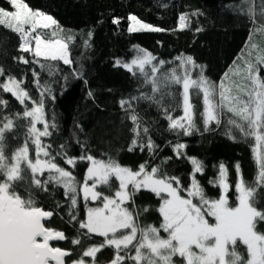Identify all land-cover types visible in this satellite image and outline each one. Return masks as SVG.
Listing matches in <instances>:
<instances>
[{
	"label": "snow or ice",
	"instance_id": "snow-or-ice-1",
	"mask_svg": "<svg viewBox=\"0 0 264 264\" xmlns=\"http://www.w3.org/2000/svg\"><path fill=\"white\" fill-rule=\"evenodd\" d=\"M6 3L10 9L0 6V27L18 35L17 51L30 54L33 57L31 63L39 64L41 69L45 65L40 58L62 61L64 65L73 63L67 43L72 37L59 38L63 29L53 16L34 10L27 0H6ZM244 3L249 5L247 12L251 22L255 23L254 0H244ZM259 8V17L264 21V0ZM188 15L179 16V30L188 27ZM127 20L129 33L166 31L134 14H129ZM120 22L118 17L112 20L115 25ZM256 32L264 35V22L250 31L244 52L233 61L219 82L205 76V66L198 65L191 55H180L174 61L166 62L145 49L135 48L136 55L130 62L117 59L114 63L134 77L139 73L143 82L151 86V95L141 93L122 98L118 101L121 109L129 110L134 103L150 101L163 109L169 132L177 137H187L200 130L191 96L202 97L203 108L199 115L204 131H209L213 124L219 128L226 123L225 134L229 138L235 140V129L242 140H254L252 152L258 173L253 183L264 186V77L260 75V66H264V45L254 42ZM14 59L19 63H30L24 55ZM175 61L179 62V73L176 67L169 72L161 71L166 63ZM195 69H199V73L194 77ZM74 74L78 79L82 77L80 72ZM32 75L36 87L41 89L39 100L32 99L24 79L6 75L5 69L0 67V77L4 78L0 82V92L10 94L23 107L22 112L0 115V264H89L85 258H91V264H97V254L106 247L115 252L110 264H176L174 258H179L181 264H264V231L259 227L264 223V210L255 206L258 187L248 186L239 162L234 165L237 174L234 192L227 167L221 162L217 177L209 180L210 185L218 186L220 194L218 198H210L196 178L197 174H204L205 165L197 157L187 156L184 152L187 145L182 142L173 144L172 151L177 158L186 157L192 166L187 188L179 177L163 170L162 164L171 157L151 166L145 161L133 170L112 157L93 156L87 141L79 140L77 143L85 154L78 158L69 156L62 144L60 151L53 155L52 144L44 143L42 139L52 137L58 129L55 116L49 121L45 113V94L51 96L52 90L40 84V74L35 69ZM177 87L181 89L179 93L173 92ZM177 95L182 98V114L174 116L164 107V100L166 97L175 99ZM88 96L94 98L91 90ZM51 99L55 97L51 96ZM8 103L0 98V113L6 111ZM130 119L135 125L132 129L135 138L129 151L136 147L141 151L147 148L152 156L156 145L150 137L146 144L143 143L137 115H131ZM21 120L27 124H19ZM38 125H42V129ZM18 127H26L24 142L10 156L6 155V134L14 133ZM142 131L147 134L149 129L145 127ZM13 139L19 137L13 136ZM30 144L34 146V159L30 157ZM57 157L73 170L78 160L89 162L82 184L72 170L56 162ZM113 178L118 182L114 195L98 190L99 187L113 190ZM50 184L63 188L65 198L70 201L68 215L71 221L78 223L79 230H86L78 231L71 243L80 245L82 236L90 238L92 234L104 238L101 244L84 249L77 259H71L74 253L70 249L54 246L53 242L68 239L65 233L46 226L54 212L41 206L43 201L37 199L36 193L50 194ZM141 190L151 191L161 201L157 209L162 218L159 227L141 225L138 211L128 206L135 204L134 197ZM81 194L86 206L84 219L73 214ZM89 202L99 203L88 206ZM161 231L166 235L162 236ZM240 247H244V253L238 250Z\"/></svg>",
	"mask_w": 264,
	"mask_h": 264
},
{
	"label": "trees",
	"instance_id": "trees-1",
	"mask_svg": "<svg viewBox=\"0 0 264 264\" xmlns=\"http://www.w3.org/2000/svg\"><path fill=\"white\" fill-rule=\"evenodd\" d=\"M27 3L35 10L39 9L53 16L59 23L63 33L59 38L71 36L68 40L70 58L72 64L64 65L62 61H45L41 69L39 64L31 63L33 57L28 53L17 51L20 40L17 34L0 27V67L5 69L6 75L10 74L18 79H24V86L29 91L33 100H39L41 89L37 88L32 75L33 69L40 74V84L51 88V96L45 94L46 119L51 121L55 116L58 129L52 137L42 138L44 143L52 144L50 151L53 155L60 151V145H65L69 156L79 157L85 154L77 140L87 141L88 149L97 158L107 159L112 157L123 166H129L137 170L145 161L150 166L161 164L166 158L171 157L162 168L169 175L180 178L181 184L187 188L190 184L189 174L192 170L186 157L177 158L172 151V145L182 142L187 145L184 152L187 156H195L205 165L204 174H197L196 178L203 186L210 198H218L220 190L218 186L209 184L214 180L219 171V164H225L228 170V180L234 185L237 174L234 165L239 162L243 178L248 186L258 187L253 183L258 167L254 162L252 146L254 140L244 141L238 131L233 129L235 140L229 138L226 123L219 128L213 124L209 131H204L203 121L199 113L202 112V97L191 96V102L195 106L196 124L200 129L191 136L180 135L177 137L168 130V121L163 109L150 101H140L132 105V109L122 110L118 101L130 96H139L141 93L151 95V86L143 82V78L137 73L134 77L126 69L117 67L115 60L129 61L135 57V48L139 47L153 53L158 60L174 61L180 55H191L198 65L205 66L204 75L210 80L219 82L224 73L233 65L244 52L248 42L250 31L260 23L259 17L261 0H254L257 15L255 23L251 22L247 9L249 5L244 0H27ZM0 6L9 8L6 0H0ZM188 13V27L179 30V16ZM198 13V15H192ZM129 14H134L147 23L166 29L164 32L142 31L129 33L127 31ZM120 18L119 25L112 23L113 18ZM202 31L197 32L196 29ZM89 32L92 33L89 36ZM254 42L264 45V35L256 32ZM24 55L30 61L29 64L19 63L14 57ZM241 63V61H237ZM178 61L172 64L166 63L162 72H169L173 67L177 68ZM74 72L82 73L81 78H76ZM193 71V76L198 74ZM260 75L264 77V66H260ZM4 78L0 77V82ZM87 81V83H85ZM92 91L94 98L88 96ZM180 88H174L173 92L179 93ZM0 98L7 100L6 111L0 115H12L22 112L19 105L10 94L0 92ZM28 107H31V103ZM164 107L168 108L174 116L182 114V98L177 95L175 99L166 97ZM175 110V111H173ZM137 115L141 131L140 140L147 143L150 137L156 145L155 152L150 156L147 148L143 151L139 147L129 151L135 133V127L131 121V115ZM19 124L26 125L27 121L21 120ZM42 126V125H41ZM79 126V127H78ZM147 127L149 132L143 133ZM26 127H18L14 133H7L6 155H11L15 148L24 142ZM18 136L19 139H13ZM34 146L30 144V153L34 157ZM56 162L62 167L73 171L77 181L82 184L88 161H77L75 169L64 164L63 159L57 157ZM47 174H45L46 176ZM113 190L99 187L98 190L106 195H114V189L118 187L115 178L112 179ZM50 194L36 193L37 199L43 201L41 206L46 210H52L54 216L47 227L63 231L68 239L54 242V246L70 249L74 255L71 259H77L84 249L90 245H99L103 237L92 234L90 238L81 237L80 245H73L71 240L77 237L78 223L71 221L68 215L70 201L64 194L63 188L49 185ZM18 191L22 189L18 188ZM186 195L185 192L181 193ZM258 201L256 207L264 210V186H259L255 193ZM73 214L78 219L86 216V206L82 196ZM135 204L129 203V208H135L139 213L141 225H155L159 227L162 218L157 209L160 199L148 190H141L134 197ZM99 202H89L98 204ZM57 204L60 207H57ZM89 206V205H88ZM147 209V211H145ZM264 231V223L260 226ZM161 235H166L161 231ZM245 252L244 247L238 249ZM114 249L104 248L97 254V264H107L114 257ZM91 264V258H85ZM176 264H181L179 258H174ZM67 260V258H66Z\"/></svg>",
	"mask_w": 264,
	"mask_h": 264
},
{
	"label": "rangeland",
	"instance_id": "rangeland-1",
	"mask_svg": "<svg viewBox=\"0 0 264 264\" xmlns=\"http://www.w3.org/2000/svg\"><path fill=\"white\" fill-rule=\"evenodd\" d=\"M6 9H9V8H6ZM146 23H147V22H146ZM128 24H129V21H128ZM138 48H139V47H138ZM128 62H130V60H129ZM156 62H158V61H156ZM195 70H196V69H195ZM195 70H194V71H195ZM197 70H198V72H199V69H197ZM197 75H198V74H197ZM38 127H40V128L42 129L43 126L38 125ZM31 155H32V154L30 153V157L34 159V158H35V152H34V157H32ZM87 167H88V166H87ZM86 174H87V168H86V171H85L84 177L86 176ZM81 196H82V194H81ZM82 200H83V197H82ZM89 206H97V204H95V205H94V204H89ZM107 264H110V262L107 263Z\"/></svg>",
	"mask_w": 264,
	"mask_h": 264
},
{
	"label": "water",
	"instance_id": "water-1",
	"mask_svg": "<svg viewBox=\"0 0 264 264\" xmlns=\"http://www.w3.org/2000/svg\"><path fill=\"white\" fill-rule=\"evenodd\" d=\"M54 243V242H53Z\"/></svg>",
	"mask_w": 264,
	"mask_h": 264
}]
</instances>
